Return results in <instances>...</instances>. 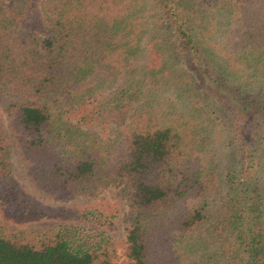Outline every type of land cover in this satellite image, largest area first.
<instances>
[{"label": "trees", "instance_id": "obj_1", "mask_svg": "<svg viewBox=\"0 0 264 264\" xmlns=\"http://www.w3.org/2000/svg\"><path fill=\"white\" fill-rule=\"evenodd\" d=\"M0 211L65 222L0 264H264V0H0Z\"/></svg>", "mask_w": 264, "mask_h": 264}, {"label": "rangeland", "instance_id": "obj_2", "mask_svg": "<svg viewBox=\"0 0 264 264\" xmlns=\"http://www.w3.org/2000/svg\"><path fill=\"white\" fill-rule=\"evenodd\" d=\"M250 2L256 3L258 0H250ZM94 129H97V127H93ZM18 176L19 178L24 181L25 178L20 173L19 168H17ZM25 185L29 192H31L36 197H39L45 201H47L50 204H57L60 203L52 198H46L43 194L36 192L32 189V187L26 183ZM101 199H107L109 200L113 206H114V212L117 213V217H115V224L113 225V229L110 228V235L111 239L117 246V254L119 256V259L123 258V252H124V241H125V227L127 225L126 222V212L128 209V205L126 202L125 197L123 196V193L121 191V185H111L105 188H102L99 190L96 195L94 196H80L77 197L71 201H68V203L71 204H90L92 202L101 200ZM65 222L59 221L56 219H42L32 222H13V221H6L2 218L1 211H0V229H5L9 232H16L20 228L24 227H34V228H40V229H47L52 227H58L59 225L64 224ZM70 224V223H66ZM76 226L79 228L80 231L86 232L90 235V237H93L97 235V232L101 230V228L98 227L97 224H94L92 222H85V221H77L74 222Z\"/></svg>", "mask_w": 264, "mask_h": 264}]
</instances>
